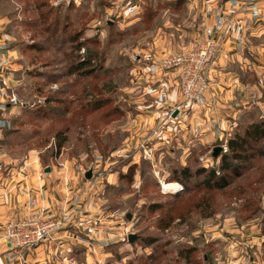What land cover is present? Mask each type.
Here are the masks:
<instances>
[{"label":"rangeland","instance_id":"rangeland-1","mask_svg":"<svg viewBox=\"0 0 264 264\" xmlns=\"http://www.w3.org/2000/svg\"><path fill=\"white\" fill-rule=\"evenodd\" d=\"M206 6L202 11H218V1ZM203 16L194 0H0V157L17 163L36 157L43 168L58 169L64 186L73 174L71 218L81 223L85 216L93 230L69 228L77 238L67 246L68 262L44 264H219L222 233L230 237L242 227L264 235V138L245 134L253 126L264 131V70L248 55L256 75L249 66L242 70L236 116L227 110L222 117L214 101L206 102L221 50L208 30L218 17L211 23L212 13ZM250 39L264 47L262 39ZM208 44L217 51L202 73L200 66L204 90L187 92L183 73L187 68V82L194 75L189 58ZM166 73H174L179 98L159 116L146 97ZM165 96L161 88L154 105ZM142 103L145 114L138 112ZM196 103L201 136L186 122ZM146 117L156 118V131ZM244 137L243 161H235L227 143ZM217 147L226 148L225 171L222 155L212 157ZM212 168L220 175L210 177ZM26 218L59 223L43 242L70 225L65 215ZM23 219L0 227V251L11 250L17 261L28 249L8 250L3 235L7 223Z\"/></svg>","mask_w":264,"mask_h":264},{"label":"crops","instance_id":"crops-1","mask_svg":"<svg viewBox=\"0 0 264 264\" xmlns=\"http://www.w3.org/2000/svg\"><path fill=\"white\" fill-rule=\"evenodd\" d=\"M217 1L218 11H202L207 7L206 5L212 6ZM194 3L200 7L201 15L205 14L204 18L208 19L209 14L212 13L211 23L218 17V23H214V26L209 27L208 30V34L212 31L213 37L218 38L221 42V50L211 75L212 84L206 102L214 101V104L218 105V111H220L222 117H225L224 113L227 110L230 116L235 117L236 114L233 115L232 113H237L239 106L235 101L240 99V92H242L239 87L240 73H244L242 70L246 69V66L251 67L250 70L253 72L255 68V66L250 65L251 60L248 55L253 59H258L261 68L264 70V63L257 57L259 46L249 44L250 38L262 39V42H264V0H194ZM137 7L139 9V6ZM133 15H138L136 8H134ZM206 34L207 32L203 36H206ZM259 43L261 44V42ZM155 46L156 49L160 48L157 44ZM259 50L263 52L264 47L261 46ZM147 53L142 51L141 56L148 59L150 53ZM254 74L256 75L255 72ZM256 77L260 78L259 76ZM260 80L264 84V73H262ZM163 81L167 85H163ZM154 85L158 86L149 92L151 95L146 97L147 102L148 104L152 103L154 107L159 106V116H163V109L174 105L179 98L178 90L175 89L174 73H166L164 78L158 79ZM161 88L168 92V96H165L163 101L160 99V103L154 105V100L159 96ZM142 106L145 108L138 109V112L140 114L147 113V106H144L143 103ZM200 107V103H196L190 109H187L189 117L186 118V122L189 124V131L192 133L199 134L200 129H203L200 120L203 113ZM174 112H172V116ZM194 114L197 116L192 119ZM180 118L178 117V119ZM142 120L150 128H154L153 131H156L155 117H146ZM164 123L167 126L166 129L172 130L174 124L172 121L166 120ZM221 134L222 131L218 130V140H222L223 136L221 137ZM205 136L204 134L202 137ZM165 140L167 142V139ZM211 140L203 142L201 139L199 143L205 146L210 144ZM45 168L47 167L43 168L37 163L36 157H30L28 160H22L19 163L12 159L6 162L0 157V227L6 221L23 219L31 213H41L45 217L57 216L59 218L65 215V218L70 217V225H66L65 230L56 234L58 235L57 238L54 237L51 241L43 242L35 248L24 251L23 254H20L24 257L22 261H17L11 250V253L8 254L5 253V250L0 251V256H2L0 264H20L21 262L23 264H36L37 262L38 264H44L51 260H55L57 263H61L60 260L68 262V252L71 249H67V246L75 244L72 238H77V234L75 236L70 232L71 229H68L72 228L86 232V234L93 231L85 216L81 218V223H77L75 218H71L77 216L75 213L71 214L73 210L71 205L76 203V198L72 194L73 189L77 186V179L74 175H69V179H66L67 182L64 186L63 178L58 169L49 167L50 172L45 173ZM67 196H69V200L66 199ZM81 202L84 207L87 205V203ZM86 202L88 201L86 200ZM86 208H88V205ZM60 209H63V212H60ZM229 234H231L230 237H222L224 233H222V236H218V238H221L219 246L222 252L218 253L219 264H264V235L260 233L258 228L247 231L241 227V229H235Z\"/></svg>","mask_w":264,"mask_h":264},{"label":"built area","instance_id":"built-area-1","mask_svg":"<svg viewBox=\"0 0 264 264\" xmlns=\"http://www.w3.org/2000/svg\"><path fill=\"white\" fill-rule=\"evenodd\" d=\"M216 51L217 50L215 45L208 44L201 46L197 49V51L194 52V55H191V57L189 58V62L192 66L191 70L194 74L192 81L187 82V80L185 79L188 74L187 68L183 73V80L186 83L184 85V88L187 92L195 89L197 94H200L204 90V83H201L199 77V69L200 66L202 67L204 65L203 69L200 72L202 73L204 68L214 57ZM196 80H198L197 84ZM191 98L192 96H189V99ZM222 149L224 152L226 151L225 147H223ZM203 161L206 162L207 159H204ZM58 227L59 223H41L35 220H28L27 218H24L21 221H17L15 224L13 222H9L5 226L3 242L10 248L29 249L47 240L52 235V233L58 229Z\"/></svg>","mask_w":264,"mask_h":264},{"label":"trees","instance_id":"trees-1","mask_svg":"<svg viewBox=\"0 0 264 264\" xmlns=\"http://www.w3.org/2000/svg\"><path fill=\"white\" fill-rule=\"evenodd\" d=\"M245 134H246V136L252 138L255 141H259V139L264 138V131L263 130H260V127L259 126H253V127H251V129L250 130H247V132ZM244 146H246V139H245V137L242 138V139H240V141L237 140L236 138L230 139L228 141V143H227V147H228L229 151L231 152V159H233L235 161H239V162L240 161H243V159H242L243 157L240 155L239 152H243V147ZM221 153H220V155H222V157H221L222 160L221 161H222V164H223V167H222L221 170L225 171V169H228L229 168V165L227 163H225V161L228 159V154L227 153H223V152H221ZM203 171H204V169H203ZM187 172L188 171L185 170L181 175H186ZM208 173H209V176L210 177H213V176L216 175V173H219V171H217L216 169H213L212 168V169H210L208 171ZM219 175H220V173H219ZM218 178H220V177H218ZM220 180H223L224 181V179H220ZM218 187L221 188L223 186L218 185Z\"/></svg>","mask_w":264,"mask_h":264},{"label":"water","instance_id":"water-1","mask_svg":"<svg viewBox=\"0 0 264 264\" xmlns=\"http://www.w3.org/2000/svg\"><path fill=\"white\" fill-rule=\"evenodd\" d=\"M221 152H222V148H221V147H217V148H215V149L213 150L212 157L216 159V158L220 155ZM44 172H45V173H49V172H50V169H49V168H45ZM85 178H86V179H90V178H91V172H90V171H88V172L85 174ZM128 219H129V217H128ZM127 240H128L129 243H132V242L135 240V236H133V235H128Z\"/></svg>","mask_w":264,"mask_h":264}]
</instances>
